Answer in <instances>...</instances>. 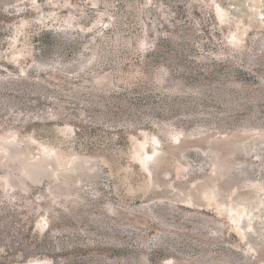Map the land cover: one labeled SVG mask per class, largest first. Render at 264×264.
Instances as JSON below:
<instances>
[{
    "label": "rangeland",
    "instance_id": "1",
    "mask_svg": "<svg viewBox=\"0 0 264 264\" xmlns=\"http://www.w3.org/2000/svg\"><path fill=\"white\" fill-rule=\"evenodd\" d=\"M0 264H264V0H0Z\"/></svg>",
    "mask_w": 264,
    "mask_h": 264
},
{
    "label": "trees",
    "instance_id": "2",
    "mask_svg": "<svg viewBox=\"0 0 264 264\" xmlns=\"http://www.w3.org/2000/svg\"><path fill=\"white\" fill-rule=\"evenodd\" d=\"M148 47L149 48H153L152 50H154V51L156 50V45L155 44L149 45Z\"/></svg>",
    "mask_w": 264,
    "mask_h": 264
}]
</instances>
